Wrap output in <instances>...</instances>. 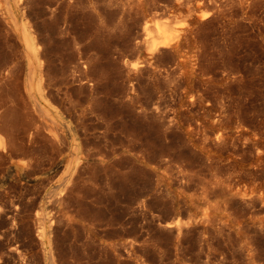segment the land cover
<instances>
[{"label":"rangeland","instance_id":"obj_1","mask_svg":"<svg viewBox=\"0 0 264 264\" xmlns=\"http://www.w3.org/2000/svg\"><path fill=\"white\" fill-rule=\"evenodd\" d=\"M98 3L106 35L129 39L134 62L159 24L187 28L190 16L206 11L189 52L198 74L183 82L170 51L156 53L162 74L151 78L146 69L132 112L135 153L147 164L121 154L112 166L115 183L100 169L87 173V182L62 206L39 198L31 215L24 206L14 224L0 225V264H49L38 237L43 228L51 232L52 254L65 264H264V229L234 226L250 213L264 216L260 201L246 205L238 192L264 186V0L243 6L226 0ZM0 22L5 24L1 15ZM10 34L18 44L11 29ZM27 67L24 57L23 78ZM107 72L112 79L116 67ZM113 83L108 92L115 96ZM186 88L196 104L176 118ZM118 118L108 115L101 145L123 137Z\"/></svg>","mask_w":264,"mask_h":264},{"label":"bare ground","instance_id":"obj_2","mask_svg":"<svg viewBox=\"0 0 264 264\" xmlns=\"http://www.w3.org/2000/svg\"><path fill=\"white\" fill-rule=\"evenodd\" d=\"M226 1L243 6L249 0ZM98 2L3 0L0 225L10 220L14 224L24 206L31 215L39 198L62 206L80 182H87L89 172L102 169L106 172V181L115 183L112 166L121 159V154L122 158L137 156L147 164L144 155L135 153L132 112L138 103L136 85L146 69L151 78L162 74L156 53L170 51L183 82H192L198 74L189 52L196 47L194 28L206 11L201 9V15L190 16L187 28L159 24L141 60L134 62L130 60L129 39L106 35L108 25ZM10 29L19 39L18 44L11 43ZM144 30L148 35L147 25ZM24 57L28 67L23 78L21 60ZM109 66L116 67L112 79L107 72ZM112 81L115 96L108 92ZM98 91H106V97H97ZM195 98L192 89L186 88L174 116L178 118L182 110L194 107ZM105 102L108 106L102 107L101 103ZM139 107L144 108L142 104ZM219 114L221 110L215 109V115ZM108 115L119 117L116 123L124 135L101 145L105 130L100 128H104ZM220 136L218 132L217 137ZM39 188L44 189L41 194ZM238 192L246 205L253 207L259 201L264 205V186ZM56 219L57 215H53L51 224ZM48 221L47 217L42 220L45 224ZM245 223L264 229V216L250 213L237 219L234 226L239 230ZM38 237L49 264H65L61 257L52 254L51 232L43 228Z\"/></svg>","mask_w":264,"mask_h":264}]
</instances>
